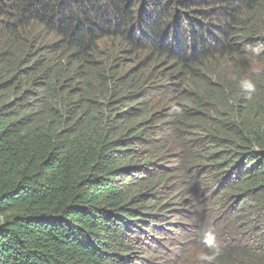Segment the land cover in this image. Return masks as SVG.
<instances>
[{
    "label": "trees",
    "instance_id": "obj_1",
    "mask_svg": "<svg viewBox=\"0 0 264 264\" xmlns=\"http://www.w3.org/2000/svg\"><path fill=\"white\" fill-rule=\"evenodd\" d=\"M160 232L168 264H264V0H0V264Z\"/></svg>",
    "mask_w": 264,
    "mask_h": 264
},
{
    "label": "rangeland",
    "instance_id": "obj_2",
    "mask_svg": "<svg viewBox=\"0 0 264 264\" xmlns=\"http://www.w3.org/2000/svg\"><path fill=\"white\" fill-rule=\"evenodd\" d=\"M155 237L156 240L151 241L150 248L147 251L151 253V256L142 253L141 255L144 256V260L140 264H168V257L171 256L172 251H175L176 247H179L178 245L171 246L174 240L173 236L169 233L160 232ZM137 262L139 263V260Z\"/></svg>",
    "mask_w": 264,
    "mask_h": 264
},
{
    "label": "clouds",
    "instance_id": "obj_3",
    "mask_svg": "<svg viewBox=\"0 0 264 264\" xmlns=\"http://www.w3.org/2000/svg\"><path fill=\"white\" fill-rule=\"evenodd\" d=\"M245 86L248 87V88H252L253 87L250 83H247V82H245ZM214 240H215V237H214V235L211 232H209V233L206 234V236H205V242L207 244L212 245L213 242H214ZM216 254L217 255L219 254V248H217Z\"/></svg>",
    "mask_w": 264,
    "mask_h": 264
}]
</instances>
